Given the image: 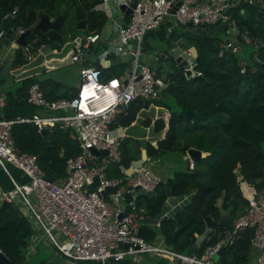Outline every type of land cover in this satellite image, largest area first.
Masks as SVG:
<instances>
[{"label":"trees","instance_id":"obj_1","mask_svg":"<svg viewBox=\"0 0 264 264\" xmlns=\"http://www.w3.org/2000/svg\"><path fill=\"white\" fill-rule=\"evenodd\" d=\"M101 2L0 0V30L2 18L15 10L12 26L29 30L26 41L35 51L51 41L45 33L35 28L40 12L52 17L62 14L59 32L65 41L82 33L76 28V6L86 14L83 33L103 26L107 14L103 9L95 8ZM229 12L239 32H247L250 38L259 42L256 52L260 61L253 59L255 45L247 44L237 36L236 40L242 46L241 54L225 50L219 55L221 38L207 33L206 25L201 26L205 32L203 36L191 32L189 26L182 30L176 29L171 23L165 26L160 24L157 34L166 49L172 41L182 37L191 41L197 50L194 59L201 74L180 77L176 73L179 67L176 66L174 73H171L170 85L163 90L164 98H150L147 104L140 97L133 99L123 112L116 114L110 124L111 127L131 124L142 106L166 108L167 113L153 120L154 133L159 137L156 138V144L152 140L145 142L148 157L159 156L167 150L184 154L189 148L205 152L193 160L192 168L177 170L170 178L158 183L153 196L136 194L134 203L127 204L126 211L133 210L137 219H141L138 228L140 235L147 241L159 235L169 248L179 252L190 251L197 237L207 228V218L219 221L224 210L229 213L231 221L245 211L248 191L264 188V4L240 0L239 6L234 5ZM217 26L219 30L226 31L225 25ZM89 46L88 52L97 55L99 47L94 44ZM241 55L248 58L244 72L240 71ZM110 58V65L101 68L102 79L116 76L125 68H116L120 62L119 57L111 55ZM25 60L18 46L12 66ZM34 81V76H26L15 87L6 90L7 102L2 107L3 117L29 116L36 110L37 106L27 101L28 88ZM41 86L49 99L72 98L76 94L74 89L53 80H50V87L46 83ZM162 92L159 97L163 96ZM186 110H191V113ZM70 132L71 128L61 121L55 122L52 129L45 132L38 130L33 122L22 121L12 125V135L18 148L37 153L45 174L56 180L65 177L67 161L80 152L79 142L70 136ZM140 146L130 137H121L120 160L108 165L107 174L123 175L122 169H127L132 160L140 157ZM165 181L169 191L166 190ZM185 194L189 198L182 206L172 214L161 216L169 195ZM149 218H159V225L142 224L143 219ZM225 228L224 225H216L208 237L201 241L198 252H202L207 245L215 244L223 236ZM33 235L31 223L21 208L17 204L1 201L0 248L4 256L14 264H42L43 260H32L38 254L40 245L39 241L32 245ZM250 238V229H247L225 246L217 256L218 262L250 264ZM32 249L35 251L29 254Z\"/></svg>","mask_w":264,"mask_h":264},{"label":"built area","instance_id":"obj_2","mask_svg":"<svg viewBox=\"0 0 264 264\" xmlns=\"http://www.w3.org/2000/svg\"><path fill=\"white\" fill-rule=\"evenodd\" d=\"M132 1L121 0L120 3L129 6ZM239 1L136 0L127 22H117L116 19L113 21L112 46L116 53L128 56L127 67L118 75L108 79L101 78L104 53L94 57V61L101 66L87 63L85 50L99 37L97 32L91 31L84 35L70 55V61L78 65L80 80L75 96L48 99L38 82L31 83L28 88V102L50 109H64L65 113L0 117V167L12 183L11 188L0 190V202L4 200L17 204L25 216L26 213L29 214L26 217L34 230L32 245L40 241V237L48 238L56 251L67 258L66 264H142V256L155 260L165 259L166 264H220L216 256L224 241L227 240L229 245L247 229H253L250 253L252 250H256V253L250 264H264V188L248 191L245 211L230 221L232 229L225 228L223 236L215 244L207 245L202 252H198L199 244L195 251L179 252L169 248L159 235L152 241H147L140 235V223L135 213L122 208V215L119 216L122 210L118 203L125 191H133L135 186L154 191L158 183L163 181L152 170L149 162L145 160L131 173L123 168L124 174L121 176L107 174L108 165L119 161L121 157L123 132L118 129L123 126H110L116 114L123 112L133 99L140 97L148 100L160 96L171 83L168 74L162 75L158 72L160 66L154 67L141 61L143 37L159 27L164 20L167 23L174 21L188 25L190 29L204 25H227L233 31L236 28L235 19L229 9L234 5L239 6ZM246 1L264 4V0ZM100 4L111 17L115 7L108 4V0H102ZM11 13L15 14V10ZM10 27L13 39L10 38L2 46L6 48L0 56V66L11 60L12 52L18 46L29 60L34 57L28 43L20 45L16 42L24 28L12 25ZM5 32L4 28L0 30V38ZM239 35L245 43L255 45L253 59L260 61L256 52L259 42L250 38L247 32H239ZM235 37L236 35L231 39L227 36L219 41V55L225 50L241 54L242 46ZM169 48L155 50L153 61L160 57L167 58ZM182 49L188 56V63L184 68L192 69L196 64L195 59L190 60L192 50L187 46H182ZM247 59L241 55V72L245 70ZM179 61H174L177 66ZM193 74L200 75L201 71L196 67L192 69ZM6 102V92L0 91V108ZM22 121L33 122L38 130L52 129L57 121L71 128L70 136L79 142L80 152L67 161L65 177L50 179L40 166L37 153L21 151L18 148L12 135V125ZM102 149H107V152L102 154ZM9 165L18 168L27 179L19 181L11 173ZM190 167H193V160ZM106 194L111 200L106 198ZM134 198L129 203L134 202ZM155 224L159 225V219ZM214 228L215 226L211 230ZM119 242L127 243V246L123 247ZM0 254H3L1 248Z\"/></svg>","mask_w":264,"mask_h":264},{"label":"crops","instance_id":"obj_3","mask_svg":"<svg viewBox=\"0 0 264 264\" xmlns=\"http://www.w3.org/2000/svg\"><path fill=\"white\" fill-rule=\"evenodd\" d=\"M38 16H39V14H38ZM50 17H52V16H50ZM54 17H52V18H54ZM116 18H118V15L115 12L112 14L111 17H109L108 14H107V20L105 21L103 26L100 29L93 30V31H95V32H97L99 34V37H98V39L95 42H93L91 44L95 45L97 43L95 46H98V47L101 46V45H106L104 47L103 51L100 52V53H104V55H105V61H101V65L102 66H108L111 63V58L108 56V54H109V52H111L109 50V48L113 47L112 43H111V37L113 35V21ZM37 20H38V18H37ZM37 20H36V22H37ZM36 22H35V24H36ZM77 29L81 30L80 32H82V33L77 35L74 39H71V43H72V49H71L72 52L71 53H73V51H75L76 47L82 41L84 35L87 34V33H83L84 31H82L83 30L82 28H77ZM228 37H230L231 39H234V35H233L232 31L230 32V36H228ZM235 39H236V37H235ZM53 42H56V43H54V45L49 48L48 44H51ZM63 42H64V40H62V39L61 40H57V41L51 40L49 43L44 44L45 46H43L44 47L43 51H41V47L38 49V52L41 53V56L35 55V53H34V51L32 49L34 57L31 60H29L26 57V55L24 54V57L26 58L27 61H34V63L31 64V65H25V64H23L24 61H22L20 64L12 66V60H13L14 55H15V50H13V52H12L13 54L10 57L11 60H9L7 63H5L0 68V69H2V74L0 75V91H5L6 92V90L15 87L17 85V82L21 78L26 77V76H34L36 78V81H34V82H38L40 84V86L42 84L46 83V85L48 87H50V80H53V81H56V82H59V83L65 85L66 87H68L70 89H74L76 91L77 86H78L79 83L77 84V86L75 88H73L72 86H68V85H66V82L63 80V78H59V77L58 78H52L50 76V74H48L47 68L45 66H43V64L44 65L61 64V63H64V61H67V60L70 62V58H69L70 56L69 55H67L69 57H67V56L63 57L62 55L56 56L57 52H58V50H59V48H60V46H61V44ZM45 47H48V48H45ZM89 47H87L86 50H85V52H86L85 56L87 58V63L95 64L96 62L94 61V57H95L94 52H91V53H93V55L90 56L91 57V62L88 60L87 53H88ZM5 48L6 47L4 46L2 48V51L0 50V56H1L2 52L5 50ZM114 52H115V50H114ZM117 54L118 55H116L115 57H119L120 56L124 60L128 59V56L121 55L119 53H117ZM152 55L148 56L147 54L144 55V53H143L142 57L140 59H141L142 62H146L149 65L155 66L156 64L153 61ZM104 63H105V65H104ZM73 71H74V73L75 72L78 73V71H77V69L75 67L73 68ZM41 88H42V86H41ZM42 90H43V88H42ZM43 92H44V90H43ZM31 104H33V103H31ZM33 105L37 106L36 110L33 113H39V114H43V115L44 114H46V115L50 114L51 115V114H62L63 111H64L63 113L66 112V110H64V109H50V108H47L46 106H42V105H37V104H33ZM149 107L150 106H148V108H145V110H146L145 112L146 113H150L151 115L154 116L152 118V121L159 116L158 114L163 115V114L167 113V109L166 108H149ZM154 107H157V106H154ZM55 110H63V111L61 113H56V112H54ZM31 115H29V116H31ZM1 116H2V108H0V117ZM20 117H26V116H20ZM140 125H147V124H145L144 120H142ZM150 125L151 124H148L147 126H150ZM131 126H132V124H131ZM131 126H128V127L123 126L122 128H119L118 131L119 130H121L122 132L125 131V130L127 131V129L129 127H131ZM114 127L116 128L118 126L116 125ZM151 128L153 130V123H152V126H150L148 128V131H147V129H143V128H139V127H135L134 126L130 130V133H129V135L127 137H130V138L134 139L135 143L140 144L141 145L140 146V151H141V149L145 147V142L147 140H152V143L156 144V138H158L159 136L156 133H153L154 130L151 131ZM204 154H205V152L201 151V155L203 156ZM145 160H146V162H149L150 167L152 168V170L156 174H158L161 179L166 180L167 178H170L174 174V172H176L177 170H184L187 167H190L191 160H194V159H192L187 152L183 154V153H180L178 151L167 150V151H164L162 154H160L159 156H156V157H148V155H147ZM0 173L2 175L6 174L1 167H0ZM5 176H7L8 180H9V182L7 181V183H6V185H8V186L5 187V188H11L12 187V183H11L8 175L6 174ZM16 178L18 180H20V181H24V180L27 179L26 176L24 174H22V172L20 170H18V169H17ZM125 185L127 186V183H125ZM2 187L3 186L0 184V190H1ZM135 195H136V193H135ZM108 197H110V196L108 194H106V198L108 200H111V198H108ZM188 198H189V196L187 194L178 195V196L169 195L166 198V200H165V204H164L161 216L162 215L165 216L167 214H172L174 212V210H176L177 208L182 206V204ZM119 203L123 204V206H124L123 209L126 211V207H127V204L129 202L128 201L124 202L122 200H119ZM219 203H220V201H219ZM128 212L135 213L134 211H128ZM139 219L140 218H138L137 220L139 221ZM158 219L159 218H157V219L156 218L155 219L149 218V219H145V220L143 219L142 220V224H147V225L150 226V224L151 225L155 224V222ZM255 253H256V250H252L251 253L249 252L250 261L253 260V257L255 256ZM141 260H142V264H166L167 263V260H165V259L164 260L160 259V260H155L154 261L152 259H149V258L145 257V258H142Z\"/></svg>","mask_w":264,"mask_h":264},{"label":"water","instance_id":"obj_4","mask_svg":"<svg viewBox=\"0 0 264 264\" xmlns=\"http://www.w3.org/2000/svg\"><path fill=\"white\" fill-rule=\"evenodd\" d=\"M121 0H108V4L112 5L115 13L118 16V18H116L117 22H127L129 20L130 17V13H131V8L132 6H134L136 0H133L129 6H125L124 4L120 3ZM96 9H102V4H97L95 6ZM120 15H122V18ZM15 14L11 13V14H6L2 20H1V27L6 29V32L4 33V35L0 38V50L3 46L4 43L8 42L9 39L11 38V32H12V28L10 27L13 23ZM76 17H77V23H76V27L77 28H82L84 29L86 27V14L85 12H82L80 10L79 6H76ZM63 20V16L62 14H58L57 16H55L54 18L50 17L49 15H47L44 12H40L39 16H38V20L35 24V28L40 29L41 31H43L46 36L53 40V41H57V40H61L63 38V35L59 32V27L62 23ZM167 23V20H164L162 22V25L165 26ZM223 27V26H222ZM226 31L230 32V29L227 27V25L224 26ZM28 29L23 30L18 37L16 38V42L20 45L22 44H27L26 41V35L28 33ZM191 32H193L196 35L199 34H203V36L205 35V32L202 30L201 27H192L191 28ZM207 33H209L208 31H206ZM233 33L234 35H236L238 38H240L239 36V30L238 29H233ZM226 40H228V38H226ZM53 42L51 44H48L49 48L52 47L54 45ZM45 45H42L41 47V51H43ZM182 46H187L190 47V49L192 50L193 55L190 57L193 61L194 57L197 54V50L195 48V46L191 43L190 40L186 39V38H179L177 40H174L171 42V47L169 48V54L172 56L174 61H179L178 63V67L179 69L176 71V73L180 76V77H190L192 75V69H196L197 65L194 64L191 68H184L185 65H187L188 61L186 60L187 53L182 49ZM45 47V48H48ZM109 50L111 52H114V48L110 47ZM183 58V59H182ZM182 59V60H181ZM96 66L99 67L101 66L100 63H96ZM152 67V66H151ZM2 74V69H0V75ZM146 104L148 103V100L145 101ZM187 113H191V110H186ZM42 132L46 131V128H43L41 130ZM94 152H97L96 150H94ZM102 154L107 152V149H102L101 150ZM187 153L189 154V156L192 159H196L201 155V150L196 149V148H189L187 150ZM202 156V155H201ZM147 157V152H146V148H142L141 149V153H140V157L137 159H134L131 161L130 166L127 168V172L131 173L135 168L139 167L140 165H142L145 161ZM50 179H53L50 177ZM165 186H166V190L169 191V186L168 183L165 181ZM136 194H148L150 196H153L155 194V192L153 190H145L142 187L139 186H135L134 190H127L125 191L121 196H120V200L124 201V202H129L133 197H135ZM134 203V202H132ZM123 204L119 203V208L122 210L123 208ZM123 210L119 213V216L122 215ZM222 213V217L219 221H214L211 220L210 218H207V228L205 229V231L200 234L197 237L196 242L191 246L190 248V252L191 251H195L196 250V245L200 244L201 241L204 239V236L209 234L210 230L212 227L216 226V225H224L228 230L232 229L231 223H230V217H229V213L225 212L224 210L221 212ZM166 216V215H165ZM250 233H253V229L250 230ZM228 244V241H224L223 245L220 247L218 254H220L223 249L225 248V246ZM119 245L126 247L127 243H123V242H119ZM0 264H14L13 262L9 261L6 256H4V254H0Z\"/></svg>","mask_w":264,"mask_h":264},{"label":"rangeland","instance_id":"obj_5","mask_svg":"<svg viewBox=\"0 0 264 264\" xmlns=\"http://www.w3.org/2000/svg\"><path fill=\"white\" fill-rule=\"evenodd\" d=\"M108 22V21H107ZM171 25L172 26H175L176 29H181L182 30H185L186 27L188 25H181L179 23H176L174 21H171ZM184 26V27H182ZM186 26V27H185ZM158 28V27H157ZM157 28L156 29H153L151 31H149L144 37H143V40H142V44L144 46V49L142 51V53L140 54V58L142 57V54L144 53L147 54L148 56L149 55H152L153 52L157 49H160V50H164L166 49L165 48V45L163 43V41L159 38L158 34H157ZM206 29L207 31L212 34V36H216L218 38H225L226 36H230V32L232 30H230V32L228 31H224V30H219L218 29V26L217 25H208L206 26ZM233 32V31H232ZM13 38H11L12 40ZM10 40V41H11ZM220 40V39H219ZM97 44V43H96ZM95 44V45H96ZM106 45H101L99 46L98 50H97V54H99V52L103 51L104 47ZM72 43H71V39H66L60 46L58 52H57V55L56 56H60L62 55L63 57H66L67 55L70 56L71 52H72ZM35 55L37 56H41V53L38 52V50H35L34 51ZM110 54V55H109ZM109 57L112 55V56H116L118 55L117 53L115 52H109ZM91 55H93V53H87V57H88V60L91 62ZM67 56V57H69ZM70 58V57H69ZM119 64L117 65L116 68H119V70H121L123 67H127L128 63H127V59H122L120 56H119ZM112 62V60H111ZM155 62V66L154 67H158L160 66L161 67V70H160V73L162 75H169L170 77L172 76L171 73H174L175 69H176V66L177 64H175L172 60V56L169 54V56L167 58H164V57H160L159 60L157 61H154ZM34 61H27L25 60L23 64L25 65H31L33 64ZM47 68V72L48 74H50V76L52 78H63V80L66 82V85L68 86H72L73 88H75L77 86V84L80 82L79 78H78V73L73 71V68L75 67L78 71V65L76 62H73V61H64V63H61V64H57V65H44ZM178 67V66H177ZM163 96L161 97H153L151 98L150 100H153V99H162L164 98L165 96V92L163 91L162 92ZM143 99V98H142ZM145 100V99H143ZM152 103H154V101H152ZM145 108H148V107H141L137 114H136V118L135 120L129 124V125H126V127L128 126H131L127 129V131H123L122 133V137H127L130 133V130L135 126V127H139V128H143V129H147L148 131V128L150 126H152V118L154 117L153 115H151L150 113H146L145 111ZM149 108H160V107H154L153 105H150ZM63 110H55L54 112L56 113H61ZM64 112V111H63ZM62 112V113H63ZM160 115V114H158ZM144 120L145 124H151L150 126H147V125H140L141 121ZM148 121V122H147ZM145 131V130H144ZM151 131L152 128H151ZM154 133V131H153ZM125 135V136H124ZM9 169L11 171V173L16 177L17 176V169L16 167L12 166V165H9ZM19 170V169H18ZM23 174V173H22ZM6 175V174H5ZM4 174L2 175L0 173V184L3 186L1 189H5V187H7L8 185H6L7 181L9 182L7 176H5ZM20 181V180H19ZM110 198V197H108ZM20 201V200H19ZM18 201V202H19ZM22 203V202H20ZM23 206V204H21ZM21 208V207H20ZM128 208V206L126 207V209ZM130 211H133V210H130ZM26 216L29 217V214L26 213ZM137 218V217H136ZM41 241H39V252L37 255L33 256L32 257V260L33 261H36V260H43L42 264H66L67 262V258L60 255L58 253V251H56V249L54 248V246L50 243V241L48 240V238H45V237H40L39 238ZM34 245V244H33ZM35 250L32 249L30 250V253L31 254L32 252H34ZM142 258H145V256H142ZM152 260L155 261V259L151 258ZM216 259H217V256H216ZM151 260V261H152Z\"/></svg>","mask_w":264,"mask_h":264}]
</instances>
